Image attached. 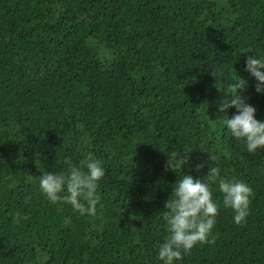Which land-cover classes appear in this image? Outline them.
I'll return each mask as SVG.
<instances>
[{
  "label": "trees",
  "instance_id": "16d2710c",
  "mask_svg": "<svg viewBox=\"0 0 264 264\" xmlns=\"http://www.w3.org/2000/svg\"><path fill=\"white\" fill-rule=\"evenodd\" d=\"M252 52L264 57V0H0V264H160L164 201L183 171L206 173L201 151L251 187L249 214L234 223L215 191L211 243L180 264H264V151L228 137L219 117L235 109L217 107L237 75L264 120L242 71ZM83 151L105 176L80 216L37 177Z\"/></svg>",
  "mask_w": 264,
  "mask_h": 264
},
{
  "label": "clouds",
  "instance_id": "9594fccd",
  "mask_svg": "<svg viewBox=\"0 0 264 264\" xmlns=\"http://www.w3.org/2000/svg\"><path fill=\"white\" fill-rule=\"evenodd\" d=\"M242 71L254 78L255 92L264 95V57L254 53L248 56ZM230 84L231 90L226 92L231 98L222 99L217 107L221 113L230 108L235 111L230 116L219 117V123L225 127L227 136L242 144L247 153L264 151V120L257 118V109L242 94L247 81L235 75ZM201 152L207 153L208 159L197 163L195 168L199 171L206 167V173L197 177L183 171L164 201L163 220L167 234L156 247V259L160 264H180L183 256L196 245L211 243L209 237L219 212V205L213 198L215 191L221 195L222 206L232 210L234 223L246 222L249 214L251 187L242 180L222 177L215 164L216 155ZM189 159V155L179 154L178 162L183 168ZM175 163L169 158L166 167L173 171ZM63 166L61 171H44L37 177L41 195L51 204L70 205L80 216L94 214L98 185L105 176L103 161L92 152L83 151L78 161L66 157ZM14 219L19 223L24 217L17 214ZM46 260L41 256L36 264H46Z\"/></svg>",
  "mask_w": 264,
  "mask_h": 264
}]
</instances>
